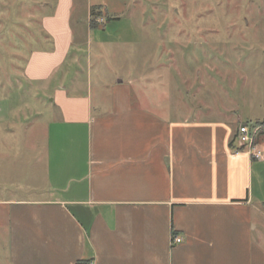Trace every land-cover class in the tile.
I'll return each instance as SVG.
<instances>
[{"label": "crops", "instance_id": "obj_1", "mask_svg": "<svg viewBox=\"0 0 264 264\" xmlns=\"http://www.w3.org/2000/svg\"><path fill=\"white\" fill-rule=\"evenodd\" d=\"M48 6L39 20L47 45L22 74L47 95L42 150L37 142L23 156L14 150L28 164L30 196L0 168L7 264H264V129L263 155L252 159L232 153L236 111L167 118L149 106L146 84L137 98L118 77L92 93L90 72L79 73L90 40L78 35L74 0ZM92 6L106 13L88 5V29Z\"/></svg>", "mask_w": 264, "mask_h": 264}, {"label": "rangeland", "instance_id": "obj_2", "mask_svg": "<svg viewBox=\"0 0 264 264\" xmlns=\"http://www.w3.org/2000/svg\"><path fill=\"white\" fill-rule=\"evenodd\" d=\"M55 2L0 0V168L4 182L21 195L28 194L23 170L28 164L14 150L23 156L32 142L42 150V121L50 114L47 95L25 81L23 68L32 51L47 45L39 20ZM74 5V20L84 25L88 5L106 6L107 14L100 10L93 27L90 13V29L77 27L84 43L90 40L78 64L83 80L90 72L92 93L100 79L118 77L132 82L137 98L139 84H146L149 106L167 118L200 113L218 120L226 119L220 112L236 111L242 121L237 129L241 124L264 129V122L256 123L264 121V0H74ZM39 150L28 155L36 158ZM0 193L8 191L0 185ZM258 220L264 245V217L258 214ZM4 246L0 239V264H7Z\"/></svg>", "mask_w": 264, "mask_h": 264}, {"label": "built area", "instance_id": "obj_3", "mask_svg": "<svg viewBox=\"0 0 264 264\" xmlns=\"http://www.w3.org/2000/svg\"><path fill=\"white\" fill-rule=\"evenodd\" d=\"M99 20L101 21V19ZM260 131V126L239 125L231 144L232 153L236 155L246 152L252 159H260L263 155V150L259 142ZM171 242L179 243L181 242V237L174 236ZM86 264H96V262L90 260Z\"/></svg>", "mask_w": 264, "mask_h": 264}, {"label": "trees", "instance_id": "obj_4", "mask_svg": "<svg viewBox=\"0 0 264 264\" xmlns=\"http://www.w3.org/2000/svg\"><path fill=\"white\" fill-rule=\"evenodd\" d=\"M89 13H90V18H91L90 19V26L93 27L94 22H95V18H97L101 14L100 7H98V6L90 7ZM112 19H114V18L107 17L106 21L108 22L109 20H112ZM262 122H264V121H256V123H262Z\"/></svg>", "mask_w": 264, "mask_h": 264}]
</instances>
